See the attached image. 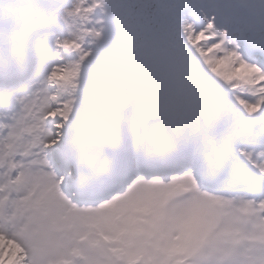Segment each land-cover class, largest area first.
<instances>
[{
	"label": "snow or ice",
	"instance_id": "obj_1",
	"mask_svg": "<svg viewBox=\"0 0 264 264\" xmlns=\"http://www.w3.org/2000/svg\"><path fill=\"white\" fill-rule=\"evenodd\" d=\"M0 264H264V0H0Z\"/></svg>",
	"mask_w": 264,
	"mask_h": 264
}]
</instances>
